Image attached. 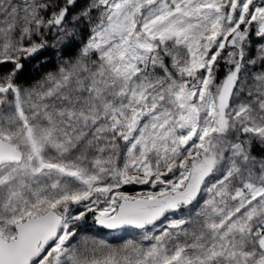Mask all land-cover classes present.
Listing matches in <instances>:
<instances>
[{
	"label": "snow or ice",
	"instance_id": "obj_1",
	"mask_svg": "<svg viewBox=\"0 0 264 264\" xmlns=\"http://www.w3.org/2000/svg\"><path fill=\"white\" fill-rule=\"evenodd\" d=\"M0 264H264V0H0Z\"/></svg>",
	"mask_w": 264,
	"mask_h": 264
},
{
	"label": "rangeland",
	"instance_id": "obj_2",
	"mask_svg": "<svg viewBox=\"0 0 264 264\" xmlns=\"http://www.w3.org/2000/svg\"><path fill=\"white\" fill-rule=\"evenodd\" d=\"M141 190L140 189V186H136L135 188V191H139ZM134 192V191H132ZM105 237L109 238L110 239V242L112 243H120L122 242L120 239H113L112 237H119L121 234L120 233H114V232H108V233H104L103 234ZM129 238L128 236H124V239H127Z\"/></svg>",
	"mask_w": 264,
	"mask_h": 264
},
{
	"label": "trees",
	"instance_id": "obj_3",
	"mask_svg": "<svg viewBox=\"0 0 264 264\" xmlns=\"http://www.w3.org/2000/svg\"><path fill=\"white\" fill-rule=\"evenodd\" d=\"M135 188L136 186L135 187L126 186L125 190L132 192V191H135Z\"/></svg>",
	"mask_w": 264,
	"mask_h": 264
}]
</instances>
